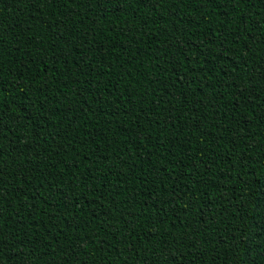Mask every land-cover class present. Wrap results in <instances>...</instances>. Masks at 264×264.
Segmentation results:
<instances>
[{
	"label": "trees",
	"instance_id": "trees-1",
	"mask_svg": "<svg viewBox=\"0 0 264 264\" xmlns=\"http://www.w3.org/2000/svg\"><path fill=\"white\" fill-rule=\"evenodd\" d=\"M0 264H264V0H0Z\"/></svg>",
	"mask_w": 264,
	"mask_h": 264
}]
</instances>
